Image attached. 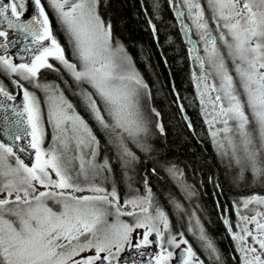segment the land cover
I'll return each mask as SVG.
<instances>
[{
	"label": "snow or ice",
	"instance_id": "obj_1",
	"mask_svg": "<svg viewBox=\"0 0 264 264\" xmlns=\"http://www.w3.org/2000/svg\"><path fill=\"white\" fill-rule=\"evenodd\" d=\"M47 2L56 12L78 63L65 58L64 49L52 35L42 0L0 2V24L31 36L34 44L51 41L50 47H40L30 64H13L0 56V68L19 76L13 83L24 88L22 110L12 107L14 118L5 114V126L0 129L12 140L24 142L14 151L0 136V264H144L137 256L149 255L140 250L153 243L149 239L153 234L160 251L149 259L168 264L174 255L163 247L165 233H170L168 215L154 202L151 189L121 204L116 183L113 181L110 189L105 186L110 179L105 172L112 171L108 159L96 163L99 140L59 87L40 83L38 73L41 68H53L48 57L65 66L125 167L137 159L134 148L150 150L146 143L149 122L142 107V90L148 86L124 47L118 42L113 46L112 26L101 18L99 0ZM207 5L215 29L199 0H182L177 4V15L183 21L187 9V17L204 43V57L196 56L201 68L198 92L210 128L223 125L212 131L213 141L221 157L228 158L229 166L239 167L241 178L248 169L254 177L264 178V0H207ZM26 11L31 12L30 19H22ZM181 28L186 34L190 31L183 23ZM8 35L0 30V37ZM209 78L212 83H208ZM20 81L34 82L33 87L45 93L47 122L53 129L47 149L42 147V101ZM85 84L93 91L82 87ZM0 96L15 99L3 84ZM157 126L162 132V126ZM28 148L35 151V163L30 166L16 154ZM13 156L15 164L9 159ZM168 171L173 176L178 173L175 166ZM183 190L188 191L187 186ZM49 201L58 207L50 206ZM171 202L176 210L184 211L177 198ZM242 203L245 208L252 203L264 205V198L252 196ZM122 215L135 217V223L120 221ZM262 215H240V231L233 239L243 253L242 264H264V223L257 220ZM111 216L115 220L110 223ZM225 223L231 231L227 219ZM249 223L255 224L257 234L247 227ZM141 228L145 230L142 237L133 243L132 233ZM190 231L198 234L209 256L219 260L218 250L198 218ZM179 235L177 242L169 234L167 243L176 248L188 244L184 234ZM247 237L258 243L261 251L249 246ZM126 248L129 254L121 256ZM182 253L178 254L180 264H203L191 245Z\"/></svg>",
	"mask_w": 264,
	"mask_h": 264
},
{
	"label": "trees",
	"instance_id": "obj_2",
	"mask_svg": "<svg viewBox=\"0 0 264 264\" xmlns=\"http://www.w3.org/2000/svg\"><path fill=\"white\" fill-rule=\"evenodd\" d=\"M98 12L112 26V43L124 47L148 86L142 90V107L149 122L146 143L150 150L134 148L137 159L125 167L85 103H81L80 87L64 68L55 72L41 69L39 82L58 86L67 100L79 102V114L87 117L85 121L99 140L98 162L108 159L111 181L116 183L121 203L126 198L146 195L150 188L154 202L170 216L172 232L176 233L185 221L193 226L194 218H199L220 257L217 260L204 248L193 247L203 264H242L225 220L236 218V205L243 198L264 197V178L254 177L250 169L241 178L239 167L229 166L213 145L204 118L199 115L197 88L172 8L167 0H99ZM61 33L54 37L63 45L65 58L76 62L63 29ZM83 86L91 91L90 86ZM157 125L162 126V132ZM173 166L178 170L176 176L168 171ZM184 186L188 191L183 190ZM173 197L184 211L174 208ZM193 234L190 237L195 240Z\"/></svg>",
	"mask_w": 264,
	"mask_h": 264
},
{
	"label": "flooded vegetation",
	"instance_id": "obj_3",
	"mask_svg": "<svg viewBox=\"0 0 264 264\" xmlns=\"http://www.w3.org/2000/svg\"><path fill=\"white\" fill-rule=\"evenodd\" d=\"M168 4L169 6L172 8L173 13L176 12L177 13V4L182 3V0H175V2H173L172 0V4L170 5L169 0ZM0 2H2V0H0ZM199 2L201 3V6L205 9V14L206 17L209 18V23L210 26L215 29V24H212L211 22V14L208 11V5H207V0H199ZM42 5L45 7V12L46 15H48L49 18V26L51 28L52 31V35L54 36L55 34L60 37L59 35H62V27L60 25V23L57 20V15L56 12L48 6V3L46 2H42ZM50 10V12H49ZM185 11V18L183 21H181V18L177 15V18L174 17L173 14V18L175 20L176 25L178 26V32L180 34V37L182 39V42L185 46V51H186V55L187 58L189 60V65H190V69H191V73H192V77L194 80V84L196 85L197 88V102L199 104V115L201 116V118L203 119L204 117V110H203V106L201 104V99H200V95L198 92V87H197V77H199L201 75V68L200 65L198 63V61L196 60V56L199 55L200 57H204V43L202 41H199V36L195 30L194 25L192 24V21L187 17V9H184ZM30 19L31 18V12L30 11H26L25 12V16L22 17V19ZM185 24L190 28V31L186 34L184 31H182L181 25ZM0 30L6 31L9 33L8 37H0V56L5 57L6 59L8 58H13L15 61L18 62H29L31 60V58H33L35 55H37L39 53L40 47L41 46H51V41H43L41 42V45L38 44H34L32 43V37L27 35V34H21L16 30L13 29H8L6 25L4 24H0ZM214 34H217L214 32ZM61 45V44H60ZM61 47L63 48V45H61ZM195 48V50H193ZM27 49V50H26ZM64 49V48H63ZM60 62H54L52 63L53 68H49L50 71L55 72L54 70H61L62 68L59 65ZM40 71V70H39ZM8 72L2 68H0V84H3L4 88L6 91H8L12 96L15 93V91L11 90V86L12 83H10V80H13L12 77H9ZM208 83H212V79L209 78ZM25 86V85H24ZM30 92H35V94L41 99L42 101V119L44 121V128H45V140H44V144L42 145L43 148H48L49 144H50V140L52 137V132L53 129L52 127L48 124L47 122V105L45 103H43V101L45 100V95L41 94L40 90L38 88L33 87V83L28 82V84L25 86ZM14 97V96H13ZM74 106V108L76 109V112L79 114L78 110H77V106L79 105V102L74 100V101H70ZM81 103L84 106V101L80 100ZM0 105H8V108H2L0 107V129H2L5 125L3 122V116L5 114H7L10 118H14L12 117V112L11 109L12 107H17L18 106V102L16 99L13 100H7L5 97L0 96ZM211 109V107H208V110ZM80 115V114H79ZM84 120H86L87 117H84L82 115H80ZM0 135L2 136V138H6L7 142H9V145L14 147V151H16V145L20 144V143H24L22 141H14L11 138H9V136L7 134H3L0 133ZM27 140H29V138L27 137ZM17 154H24V153H19L18 151L16 152ZM168 220H169V225L171 227V218L170 216H168ZM162 227V232H163V225ZM176 233L171 232L175 237L180 238V233H183V238L185 240L188 241V246L191 245L192 248H198L195 244V242L192 241L190 235L192 233V231H190V228L188 226V222L185 221V224L183 226H179L178 228H176ZM229 231V230H228ZM169 233H165V239L163 241V247L165 249H168L170 251H172L174 253L173 258L168 261V264H180V261L178 259V254H183L182 250L183 249H172L171 245H169L167 243V238ZM231 235V234H230ZM232 237V236H231ZM151 241H153L152 244H150L146 249H141L140 251H145L146 253H148L149 255H146L144 257H139L137 256L138 260H142L144 262V264H155L154 260H150L149 256L150 255H154L156 253H159L160 251V245L155 243V234L150 235ZM133 252H135L136 250H132ZM129 254V250L126 248L124 252L121 253V256L126 257Z\"/></svg>",
	"mask_w": 264,
	"mask_h": 264
},
{
	"label": "rangeland",
	"instance_id": "obj_4",
	"mask_svg": "<svg viewBox=\"0 0 264 264\" xmlns=\"http://www.w3.org/2000/svg\"><path fill=\"white\" fill-rule=\"evenodd\" d=\"M61 27H62V26H61ZM63 30H64V29H63ZM64 32H65V31H64ZM113 46H115V44H113ZM38 54H39V53H38ZM33 58H34V57H33ZM33 58H31V60H30L29 62H18V61H15L13 58H8V59H10V60L12 61L13 64H21V63H29V64H30ZM54 62H59V61L55 60V59L52 58V57H48V63L52 64V63H54ZM76 63H78V61H76ZM59 65H60L61 68H64V70H65V71L68 73V75L71 77L70 73H69L68 70L65 68V66H64L63 64H61V63H59ZM41 69H43V68H41ZM41 69H40V70H41ZM7 75H8L9 77H12V79L14 78L13 80H10V83H12L11 90H12V91H13V90L15 91V93L13 94V96L15 97V99H16L17 102H18V106H17L16 108L22 110V108H23V102H24V98H23V91H24V88L19 87V86H17V84L13 83L14 80H19V76L15 75V74H11V73H8ZM71 78H72V77H71ZM72 79H73V78H72ZM28 82H29V81H20V84L26 86V85L28 84ZM31 83H34V82H31ZM42 84H44V83H42ZM25 86H24V87H25ZM86 86H87V85H86ZM83 87H84V86H83ZM84 88H86V87H84ZM38 89H39V88H38ZM59 89H60V91L62 90L60 87H59ZM39 90H40L41 94L45 95V93H44L41 89H39ZM89 91H90V90H89ZM91 91H93V90L91 89ZM70 92H71V94H73L74 96L77 95V92H76L75 90H74V91L70 90ZM34 93H35V92H34ZM142 95H143V91H142ZM97 99H98V98H97ZM208 107H211V106L209 105ZM208 111L211 112V109H209ZM203 112H204V111H203ZM203 118H204V121H205V125H206V127H207V129H208V133H209V136H210V138H211V141H212L213 145L216 147V144H215L214 141H213L212 131H214L215 129H218V128H222L223 125L217 123V124L215 125L214 128H210L209 123L207 122V119H208V118H206V116H205V112H204V117H203ZM221 135H223V134H221ZM0 136H1V135H0ZM52 136H53V132H52ZM28 138H29V141H30L31 137H28ZM2 139H3V142L9 144V142H7V139H6V138H2ZM51 143H52V137H51V140H50V144H51ZM44 149H47V148H44ZM216 150L218 151L217 147H216ZM218 153H219V151H218ZM16 154H17V153H16ZM219 154H220V153H219ZM17 155L21 156V158L24 159V161H25L26 163H28L29 166H30L32 163H35V151H34L33 149H31V148H28V150H27L26 152H24V154H17ZM98 158H99V154H98V156L96 157V163H97V164H101V163L98 162ZM9 159H10V161H11L13 164H15V157H14V156H13V157H9ZM221 159H224L225 161H229L227 157H221ZM78 163H79V162L76 161L77 166H78ZM105 175H107V176L110 177V179L108 180V183H107L108 185H110L109 183H110V181H111L112 172H110V173H109V172H105ZM53 177H54V173H53ZM111 183H112V181H111ZM110 186H111V185H110ZM109 189H110V188H109ZM41 190H43V189H41ZM84 194H90V193H84ZM248 198H249V197H248ZM261 198H264V197H261ZM126 199H127V198H126ZM126 199H125V200H126ZM244 199H246V198H243V199L240 201V203H238V204L236 205V208H235V212H236V215H235V216H236V218L233 219L232 222H229L230 225H231V231H229V233L231 234L232 238H233V234H234V233H238V232L240 231L239 227L237 226L238 221L240 220V215L253 216V215L256 214V212H260V213L264 214V205H262V204H258V203H252V204H249L247 208H245L244 205H243V203H242V201H243ZM121 204H123V203H121ZM49 205L52 206V207H54V208L58 207V206L54 205L51 201H49ZM237 206H239V214H238V212H237ZM128 210L130 211V210H131V207H129ZM196 218H198V217H195V218H194V220H193V226L195 225V220H196ZM108 219H109V222H110V223H111V222H114V220H115V216H111V217H109ZM119 219H120V221H123L124 223H128V224H134V223H135V217H133V216L122 215V216L119 217ZM198 219H199V218H198ZM257 220H258L260 223H264V215H262V216H258V217H257ZM161 226H162V224L159 225V227L161 228V231H162V227H161ZM188 226H189V228H190V223H189V222H188ZM227 227H228V230H229V225H228V224H227ZM247 227H248L249 229H251V230L253 231L254 234H257V232H256V228H255V224H253V223H249V224H247ZM144 231H145V230L141 228V229H136V230L132 233L133 243H135L136 240H137L138 238H141V237H142V234H143ZM171 232H172V230H171ZM169 234L173 235L172 233H169ZM169 234H168V235H169ZM197 235H198V234H193V237H194L195 240H193L192 237H191V239H192L193 242H195L196 246H198L199 248H203L202 245H201V243H200V241L197 239ZM149 239L151 240L150 236H149ZM246 239H247V244H248L249 246L255 247V248H257L258 251H261L260 248H259V244H258V243H254V242L252 241V238H251V237H247ZM176 240H177V242H178V241L180 240V238L176 237ZM235 243H236V245H237V242H236V241H235ZM171 246H172V245H171ZM187 247H188L187 244H180L179 248H176V247H174V246H172L171 248H172V249H185V248H187ZM193 251H194V250H193ZM194 252L196 253V251H194ZM89 254H90V253H82V255H84V256H87V255H89ZM240 254H241V258H242L243 253H242L241 251H240ZM102 255H103V254H102ZM196 256L198 257L197 254H196ZM198 258H199V257H198ZM199 260H200V259H199Z\"/></svg>",
	"mask_w": 264,
	"mask_h": 264
},
{
	"label": "water",
	"instance_id": "obj_5",
	"mask_svg": "<svg viewBox=\"0 0 264 264\" xmlns=\"http://www.w3.org/2000/svg\"><path fill=\"white\" fill-rule=\"evenodd\" d=\"M169 3H170V5H171V4H172V0H169ZM173 14H174V17L177 18V13L174 12ZM182 116H183V118H184L186 124H187L188 126H190V121H189V119L187 118V116H186L184 113H182Z\"/></svg>",
	"mask_w": 264,
	"mask_h": 264
}]
</instances>
